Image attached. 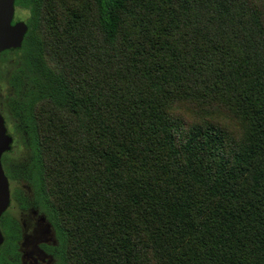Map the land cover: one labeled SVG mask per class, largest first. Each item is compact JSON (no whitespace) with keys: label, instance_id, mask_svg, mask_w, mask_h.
Instances as JSON below:
<instances>
[{"label":"trees","instance_id":"1","mask_svg":"<svg viewBox=\"0 0 264 264\" xmlns=\"http://www.w3.org/2000/svg\"><path fill=\"white\" fill-rule=\"evenodd\" d=\"M26 155L57 264H264V0H14Z\"/></svg>","mask_w":264,"mask_h":264},{"label":"flooded vegetation","instance_id":"2","mask_svg":"<svg viewBox=\"0 0 264 264\" xmlns=\"http://www.w3.org/2000/svg\"><path fill=\"white\" fill-rule=\"evenodd\" d=\"M16 12V10H15ZM20 22L15 20L12 24ZM25 22V21H23ZM0 52V117L4 121L5 134L12 140L10 149L1 155V166L8 179L9 205L0 216V264H57L58 242L52 221L37 205L32 188L22 180H12L6 170L13 168L15 148L26 149L20 140L16 122L12 117L13 89L9 80H2L4 56ZM12 54V53H11ZM24 155V156H25Z\"/></svg>","mask_w":264,"mask_h":264},{"label":"water","instance_id":"3","mask_svg":"<svg viewBox=\"0 0 264 264\" xmlns=\"http://www.w3.org/2000/svg\"><path fill=\"white\" fill-rule=\"evenodd\" d=\"M15 14L14 0H0V52L21 48L27 24L23 21L12 24ZM5 125L0 117V159L10 149L11 138L5 134ZM9 205V184L0 161V216ZM2 235L0 233V243Z\"/></svg>","mask_w":264,"mask_h":264},{"label":"rangeland","instance_id":"4","mask_svg":"<svg viewBox=\"0 0 264 264\" xmlns=\"http://www.w3.org/2000/svg\"><path fill=\"white\" fill-rule=\"evenodd\" d=\"M29 16L28 11L26 10H16L15 12V20L26 21ZM16 54H8L4 56V64L2 74V80L7 81L9 76L14 68V61L16 59ZM24 150L15 148L14 158L21 160L24 158Z\"/></svg>","mask_w":264,"mask_h":264}]
</instances>
